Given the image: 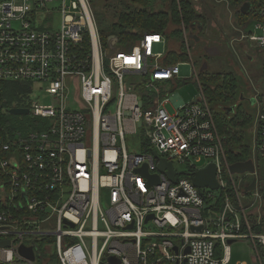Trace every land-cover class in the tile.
I'll return each instance as SVG.
<instances>
[{"label":"built area","instance_id":"2783aa9c","mask_svg":"<svg viewBox=\"0 0 264 264\" xmlns=\"http://www.w3.org/2000/svg\"><path fill=\"white\" fill-rule=\"evenodd\" d=\"M257 5L255 34L243 38L264 55V0ZM165 42L154 33L102 39L90 0H0V242H9L0 264H230L227 241L247 239L252 263L264 264V234H251L249 222L264 200V97L250 138L254 173L239 188L202 91L166 110L179 71L168 53H154ZM7 83L19 85L20 106L6 105ZM137 136L139 152H130ZM209 165L219 212L213 191L191 181Z\"/></svg>","mask_w":264,"mask_h":264},{"label":"rangeland","instance_id":"374dc122","mask_svg":"<svg viewBox=\"0 0 264 264\" xmlns=\"http://www.w3.org/2000/svg\"><path fill=\"white\" fill-rule=\"evenodd\" d=\"M90 1L92 4L95 0ZM151 1L153 3V6H150L152 11H165L169 13L171 6L170 0ZM254 1L257 3L258 0ZM115 2L116 0H108L107 7H110V5ZM189 2L196 13L201 16V20L204 24L201 31H193V34L198 35L197 38L200 41H195L188 38L187 35H184L185 27L183 24L176 26L169 23L166 32H170L174 29H181L183 37L177 40L169 39L164 44L154 49V53L156 54L165 55L168 52H172L177 53L183 58L178 63L179 74L176 78L175 85L169 86L166 89L168 98L172 102L165 104V108L170 114H173L175 104H188L199 97L200 89L199 82L196 81V76L201 74L200 70L202 66L206 64L207 68L203 71L206 74L228 72L236 77L237 91L235 102L239 105L240 112L244 113V116L248 115V120H252L251 126L248 128L249 138H251L252 126L254 125L257 114V101L264 97V72L262 70L264 55L257 47L256 43H251L248 39L243 38L244 35L255 34V20L250 19L245 28L243 27L244 18L239 12L242 4L237 0H189ZM131 7H133L132 4ZM137 7L138 6H136L135 9H137ZM94 10L96 11V15L100 14L101 19H108L109 21L114 20L112 11L109 8L97 6ZM94 10L93 14L95 17ZM252 10L253 13H256V9ZM188 28L189 27H187L186 30ZM190 32L191 30L188 29L186 34H190ZM181 43H183V48H181ZM206 47L217 48L219 54L207 56L204 53V48ZM165 63H169L168 59L165 60ZM192 66L196 75H194ZM257 96H259V98H257ZM16 122L21 125H26L28 120L17 119ZM139 141L140 136L127 140V149L130 152H139ZM247 145L248 147L250 146V157H252L250 140ZM247 156L249 157V155ZM226 161L228 162L227 158ZM175 169L182 174L186 172V166L176 165ZM233 178L239 188H243L246 183L251 181L249 175L239 176L235 174ZM212 194L217 200L220 192L213 191ZM235 206L237 207V205ZM254 210V213L257 214H252V216L249 217V222L252 225L250 233L253 235L264 234V222H262V226L260 227L256 224L257 215H262V219L264 217L263 199L261 201H256ZM253 226H256L255 228H261L263 233H255L253 231ZM244 231L246 232V230ZM250 240L251 239L237 240L229 245L231 256L230 264H253L254 249ZM36 263L38 264V261Z\"/></svg>","mask_w":264,"mask_h":264},{"label":"trees","instance_id":"16d2710c","mask_svg":"<svg viewBox=\"0 0 264 264\" xmlns=\"http://www.w3.org/2000/svg\"><path fill=\"white\" fill-rule=\"evenodd\" d=\"M150 1L151 0H116L110 7H107L108 0L93 1L91 4L93 10L97 6L109 8L114 18L113 21L101 19L100 14L96 15V11L94 10L97 28L101 38L105 40L107 37L115 35L118 39L124 41H135L138 40L143 33H154L164 36L167 40H177L183 37V32L181 29H174L170 32H166L169 23L176 26L183 24L185 28L195 24V30L198 25L203 24L201 16L196 13L189 0H170L171 6L169 13L165 11H152L150 8L153 6V3ZM237 1L241 2L242 5L244 3H250L251 5L249 13L243 14L239 11L244 18L243 27L245 28L250 19L256 20V13H253L252 9L257 10L258 5L254 0ZM131 4L133 7H131ZM136 6H138L137 9H135ZM183 47V43H181V48ZM167 59L169 62L167 64H175L183 58L177 53L168 52ZM197 78L200 90L213 110L218 132L221 137L225 139L224 148L228 162L233 164L248 161L251 159L250 146L248 147L247 145L250 140L248 128L251 126L252 120H248V115L244 116V113L240 112L239 105L235 102L237 91L236 77L228 72L213 74L201 72ZM5 86L10 89V91L5 94L6 105L9 107L20 106L21 99L18 96L19 85L7 83ZM229 107H235V109L232 114L227 115L225 109ZM5 119L8 121H16L19 118L6 115ZM23 119L30 121L29 117ZM247 155H249V157ZM227 193H230V190H227ZM222 198L223 193H220L217 202L212 206L215 212H219ZM262 222H264V217ZM255 227L256 226H253V231L255 233H263L261 228ZM220 254V244H217V255L220 256ZM51 264H58V262L52 261Z\"/></svg>","mask_w":264,"mask_h":264},{"label":"water","instance_id":"95a60500","mask_svg":"<svg viewBox=\"0 0 264 264\" xmlns=\"http://www.w3.org/2000/svg\"><path fill=\"white\" fill-rule=\"evenodd\" d=\"M250 9H251L250 3H244L242 5V7L239 9V11L243 14H247V13H249ZM194 26H195V24L192 25V27H194ZM193 39L195 41H199V39L197 37H193ZM111 42L115 43L116 38L111 37ZM204 53L207 56H215V55L219 54V51L215 47H206V48H204ZM206 68H207V66H206V64H204L202 66L200 72L205 71ZM234 109H235V107H229V108L225 109V112L227 115H230L233 113ZM9 114L10 115L25 116L28 114V111L26 109H11V110H9ZM158 169L160 171H165V173L169 177V179L171 181H174L175 172L173 171L171 164H166L164 161L160 160L159 164H158ZM229 169H230L231 174L244 175L246 173H254L253 163L250 160L245 161V162L233 163ZM139 172L142 173L143 175L147 176L145 167L143 169H140ZM215 177H216V168L214 165H209L205 169L195 172L191 176V181H192L193 185L198 189H209L210 191H215L218 189V185H217V182L215 180ZM149 180H150V183H158V179L156 177H149ZM255 184H256V181L253 180L252 183L244 189V193L247 194L251 191H254L255 190ZM151 217L152 216H149L147 218V220L150 219ZM192 230L200 231L201 228L200 227L199 228H193ZM233 242H235V241L228 240L227 244L230 245ZM8 245H9L8 241L0 242V247H7ZM187 252H188V249L186 250V253ZM19 254L21 256L25 257L26 259L30 260V261L34 260L33 250L30 247H24V246L20 247L19 248ZM111 264H115V262L111 261Z\"/></svg>","mask_w":264,"mask_h":264},{"label":"crops","instance_id":"0c3cea01","mask_svg":"<svg viewBox=\"0 0 264 264\" xmlns=\"http://www.w3.org/2000/svg\"><path fill=\"white\" fill-rule=\"evenodd\" d=\"M203 27H204V25L203 24H200V26L198 25L197 26V29L195 30V26L194 27H189L188 29H190L191 30V32H190V34H186V32H187V30H186V28L184 29L185 30V32H184V35H187V37L188 38H190L191 37V39H193V37H197L198 35H195V34H193V31L195 30V31H201V29H203ZM196 32V33H197ZM164 37V36H163ZM165 38V37H164ZM166 39V38H165ZM194 40V39H193ZM166 41H168L167 39H166ZM200 41V40H199ZM158 47V46H157ZM180 62V61H179ZM179 62H177V63H175V64H178ZM192 68H193V66H192ZM193 71H194V68H193ZM197 77H198V75H197ZM198 79V78H197ZM232 165V164H231ZM254 214H257V213H254ZM252 216V215H251ZM230 260H231V256H230Z\"/></svg>","mask_w":264,"mask_h":264},{"label":"flooded vegetation","instance_id":"af4514ba","mask_svg":"<svg viewBox=\"0 0 264 264\" xmlns=\"http://www.w3.org/2000/svg\"><path fill=\"white\" fill-rule=\"evenodd\" d=\"M259 103L262 104V99H259V100L257 101V107H256V110H257V108H258Z\"/></svg>","mask_w":264,"mask_h":264}]
</instances>
